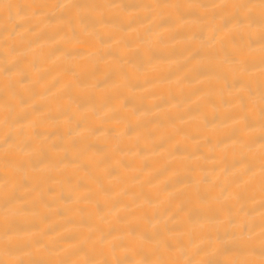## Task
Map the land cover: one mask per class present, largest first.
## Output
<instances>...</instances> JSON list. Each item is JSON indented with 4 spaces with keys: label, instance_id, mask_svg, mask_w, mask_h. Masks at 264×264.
Masks as SVG:
<instances>
[{
    "label": "bare ground",
    "instance_id": "1",
    "mask_svg": "<svg viewBox=\"0 0 264 264\" xmlns=\"http://www.w3.org/2000/svg\"><path fill=\"white\" fill-rule=\"evenodd\" d=\"M0 264H264V0H0Z\"/></svg>",
    "mask_w": 264,
    "mask_h": 264
}]
</instances>
